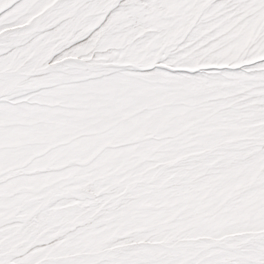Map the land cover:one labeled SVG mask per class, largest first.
<instances>
[{"label": "snow or ice", "instance_id": "1", "mask_svg": "<svg viewBox=\"0 0 264 264\" xmlns=\"http://www.w3.org/2000/svg\"><path fill=\"white\" fill-rule=\"evenodd\" d=\"M0 264H264V0H0Z\"/></svg>", "mask_w": 264, "mask_h": 264}]
</instances>
